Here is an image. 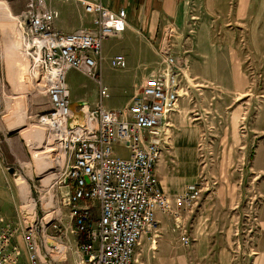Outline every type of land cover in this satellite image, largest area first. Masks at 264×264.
Masks as SVG:
<instances>
[{
    "label": "built area",
    "instance_id": "1",
    "mask_svg": "<svg viewBox=\"0 0 264 264\" xmlns=\"http://www.w3.org/2000/svg\"><path fill=\"white\" fill-rule=\"evenodd\" d=\"M62 1H76L91 15V24L57 28L59 11L48 0H29L18 15L26 22L22 37L30 70L43 78L49 100L35 120L52 134L62 160L55 183L63 192L53 193L60 212L44 221L38 205L47 210L32 195L34 211L20 209L18 220H6L0 211V264H19L23 248L28 264H56L67 253L68 264H136V245L144 232L156 229L157 211H173L172 203L186 207L201 194L199 184H191L172 201L155 173L169 136L165 117L187 92L183 80L188 59L161 41V66L143 79L124 106L106 107L103 99L109 91L100 72L103 42L124 31L126 9L109 8L101 0ZM108 61L114 67L127 64L123 53L110 55ZM72 67L99 87V99L82 104L81 115L71 107L65 78ZM116 144L127 154L118 153ZM176 227L181 228V243L189 245L188 231Z\"/></svg>",
    "mask_w": 264,
    "mask_h": 264
},
{
    "label": "rangeland",
    "instance_id": "2",
    "mask_svg": "<svg viewBox=\"0 0 264 264\" xmlns=\"http://www.w3.org/2000/svg\"><path fill=\"white\" fill-rule=\"evenodd\" d=\"M28 1L0 0V13L6 9L10 11L19 34H21V29L26 26V22L24 20L20 22L18 15L26 8ZM238 1H186V9L184 7L185 10H183L186 17H181L179 26L174 21L160 26L158 35L162 40L159 41L154 56L146 52L147 48L144 44L141 45V48L145 53L141 54L134 53L130 49L119 50L118 37L121 33L108 37L105 42H108L109 46L104 48L105 53L103 52V54L106 57L102 62L100 72L109 91V95L103 99V104L109 108L122 107L134 93L138 92L146 75L161 66V56L158 51L161 41H168L174 52L190 58L198 41L202 24L209 21L211 22L213 41L222 44L226 40L228 44L236 45L241 57L243 73L247 76V83L231 86L216 82L222 81L224 75H230L235 65V61L232 60V52L226 53L227 58L223 62L220 58L223 52L219 49L218 53H215V57H219L221 62H214L212 69L216 79L202 82L195 77L190 67V74H186L184 78L186 80L187 75L190 77L189 82L187 80L185 82L189 85H186L187 92L180 98V102L184 105V116L187 119H196L195 116L199 112L208 109L206 113L208 117L203 120L202 132L198 130L195 134L197 160L194 164L196 179L194 184H199L201 194L187 207L191 208L204 199L211 200L209 195H213V192L217 190L227 192L234 201L232 203L234 206H229V209L241 213L240 220L235 221L234 224L244 229L236 231V236L241 237L245 243L240 252V254L243 253L240 264H249L253 254L251 248L255 246L254 236L258 234L257 212L264 203V133H262L264 130V0H249L248 10L243 18H237ZM55 3L61 9V18L66 25L74 23V27H76L85 23L87 15L83 13L80 6L75 4L73 6L69 1L62 0H55ZM0 25V170L2 173L0 188L4 191L3 194H0V211L6 220H18L20 209L28 211L27 207H30L33 210L35 200L31 198V195L36 199H41L43 206L44 203L49 202L44 198V191L50 188L52 184L49 182L50 174L57 173L59 166L51 169L52 172L49 174H39L38 168H36L37 160L34 159L33 149L28 140L19 133V129L8 130L4 126L3 121L8 116L9 110L14 109L15 106H24L20 104L18 98L20 95L24 97L25 94L27 97L26 105L29 122L32 126L41 125L36 123L35 114L47 109L49 100L45 91L38 92L34 84L30 85L29 92H21L12 97L14 87L8 77L7 55L1 43L5 29L2 28L1 23ZM16 37L19 38L21 35ZM22 45L24 47V40ZM222 45L220 48L224 49L226 45ZM22 51L24 49L21 50V54L24 55V62L29 74L37 78L40 75L30 70L29 59ZM115 52L125 55L127 60L125 67H114L109 63L108 57ZM186 71L189 72V63ZM65 78L70 89L71 107L74 112L81 115V105L85 104L82 102L83 100L88 99L92 105L99 99L98 84L90 76L73 67L68 69ZM79 98L82 100L79 101ZM49 140L50 143L52 141L50 135ZM47 146L54 149L52 144ZM115 149L121 155H126L128 151L119 144L115 145ZM9 166L15 167L18 177L26 176L27 173L31 175L33 172V177L25 183L29 193L25 196L23 194L25 197L23 199L17 179L15 180L8 171ZM52 191L60 195L63 192V187L56 182ZM228 195L226 197H229ZM59 205L55 201L49 208L45 206L47 212L42 211L38 205V214L45 215L44 221H46L49 214L53 216L59 214ZM53 206H55L54 210H49ZM246 211L248 213H245ZM68 233L71 234L70 231ZM71 239H73L72 236ZM72 243L74 244V241ZM142 245L143 241L140 238L135 248L136 264H144L145 256ZM69 257L70 253H67L65 259H59L55 263L68 264ZM190 263L199 264L193 261ZM19 264H28L24 248Z\"/></svg>",
    "mask_w": 264,
    "mask_h": 264
},
{
    "label": "crops",
    "instance_id": "3",
    "mask_svg": "<svg viewBox=\"0 0 264 264\" xmlns=\"http://www.w3.org/2000/svg\"><path fill=\"white\" fill-rule=\"evenodd\" d=\"M48 1L59 11L55 19L57 28L72 30L79 26H89L91 24V15L86 14L85 23H81L76 27H74V23L73 25H66L61 18V9L56 6L55 0ZM69 2L73 6L74 4L80 6L76 1ZM101 2L112 9L119 7L126 9L127 25L118 37V48L125 51L130 49L137 54L145 53L141 48V45L144 44L147 48L146 52L154 56L155 49L159 41L162 40L158 35L160 26L172 21L179 26L181 17H186L183 10L186 9L187 5L184 0H101ZM248 6L249 0L238 1L237 18L245 17ZM106 40L103 42V52L104 48L109 46V43L105 42ZM222 44L226 45L224 49L220 48V46H223ZM222 44L212 40L211 22L205 21L199 30L195 49L191 52L190 58H187L189 72L187 71L186 74H190L191 67L192 73L202 82L213 81L216 79L212 71L214 62H221L220 58L225 62L226 53L232 52V60L235 61L233 72L228 76L224 75L222 81L216 82L231 86L246 84L247 76L243 73L242 61L235 47L236 45L228 44L226 40ZM219 49L225 54L221 53V57L216 58L215 53H218ZM227 61H230V59H227ZM188 75L186 80L189 82L190 77ZM186 80H183L184 84ZM185 85H189V83ZM183 95L179 97L176 110L168 113L169 115L165 117V121L167 120L169 124L167 127L169 136L165 145L166 148L162 149L161 156L155 165V173L159 184L171 197L172 201L174 195L183 192L188 185L196 183L194 164L197 160V138L195 134L198 130L202 132L203 120L208 117V114H206L208 109H206L199 112L195 116L196 119H187L184 116V105L180 102ZM18 98L29 115L26 105L27 97L24 94V97L20 95ZM78 100L81 101L82 98ZM85 100L86 103L90 104L88 99ZM262 133H264V130ZM31 177H33V172L31 175L27 173L26 176H17L16 178L22 199L25 198L23 194L25 196L29 193L25 183L29 182L28 179ZM0 178H2V175ZM1 193L3 194L4 191L0 188ZM226 195H228L227 192L217 190L213 192V195H209L212 198L211 200L204 199L191 208L187 206L177 208L172 203L173 211H157L156 229L144 232L141 236L143 255L145 256L144 264H191V261L199 264L200 262L201 264H240L241 254H243H240V252L245 243L241 237L236 236V231L244 229L239 225L235 226L234 222L240 220L241 213L229 209V206H234V204L232 205L234 201L229 195V197H226ZM257 219L258 234L254 236L255 246L251 248L253 254L249 264H264V203L258 209ZM177 224L188 231L191 237L189 245L181 243L179 239L181 228L176 227Z\"/></svg>",
    "mask_w": 264,
    "mask_h": 264
},
{
    "label": "bare ground",
    "instance_id": "4",
    "mask_svg": "<svg viewBox=\"0 0 264 264\" xmlns=\"http://www.w3.org/2000/svg\"><path fill=\"white\" fill-rule=\"evenodd\" d=\"M0 23L3 26L2 28L5 29L3 31L4 38H2L3 41L1 43L5 51V54L7 55L6 61H8L7 63L8 77L14 87V93L12 94V97L15 94H20L21 92L23 93L29 92L31 84L35 85L36 90L38 92H43L45 90L43 78L41 76H38L37 78H35L36 76H31L29 74V70L26 67V64L24 62V55L23 53L21 54V50H23L22 29H21V34H19L16 30V24H15L16 22H14V19L12 18L10 11L8 9L0 13ZM17 34L19 36L21 35V37L19 38L16 37L18 36ZM3 122L5 128L8 130L20 129V134L23 135L28 140V142L30 143L33 149L32 151H33L34 159L37 160L36 164H37L38 172L40 174H45V173L49 174L50 172H52L51 169L55 168L56 166L61 167L62 160L58 158V152L56 150L57 147L55 145L54 137L50 132H48V129L42 127L41 125L36 124L32 126V124L29 122V115L27 114L26 108L21 107V105L18 107L15 106L14 109L9 110V114L7 117L4 118ZM49 135L50 138L52 139L50 143H49L50 141ZM51 144L55 149V150L53 149L54 151L52 150L51 147L47 146ZM55 174L54 173L50 174L51 180L49 182L52 184L49 189H46L44 191V198H46V200L50 202V203L49 202L44 203V207L46 206V208H49L52 203L54 204L52 188L57 177L59 176V172L57 171V173ZM55 206L53 207L55 208ZM27 208L28 211L31 212L34 211V208L33 210H31L30 207ZM51 208L49 210H51ZM52 216H53L52 214H49L47 216V219H50Z\"/></svg>",
    "mask_w": 264,
    "mask_h": 264
},
{
    "label": "water",
    "instance_id": "5",
    "mask_svg": "<svg viewBox=\"0 0 264 264\" xmlns=\"http://www.w3.org/2000/svg\"><path fill=\"white\" fill-rule=\"evenodd\" d=\"M83 103H86V100L82 101ZM8 171L13 175L14 179L16 180V177L18 176V173H16V169L13 166L8 167Z\"/></svg>",
    "mask_w": 264,
    "mask_h": 264
}]
</instances>
